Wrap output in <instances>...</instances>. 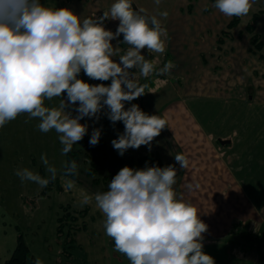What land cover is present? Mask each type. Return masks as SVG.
Here are the masks:
<instances>
[{
    "label": "rangeland",
    "instance_id": "374dc122",
    "mask_svg": "<svg viewBox=\"0 0 264 264\" xmlns=\"http://www.w3.org/2000/svg\"><path fill=\"white\" fill-rule=\"evenodd\" d=\"M214 1L161 0L157 6L154 0H132L134 10L144 9L147 15L157 16L168 33L163 54H150L146 48L141 53L157 70L169 61L174 68L166 75H157L154 71L147 78L138 69L131 71L145 93L126 104L125 109L136 104L145 113L166 119L167 126L149 145L129 148L123 158L150 154L157 156L162 166H173V155L170 156L172 152L168 150H172L174 143L179 144L181 149L176 147L178 150L174 153L183 150L189 167L184 168L182 181L176 175L173 188L177 197L196 206L199 218L207 225V231L202 233V250L218 264L216 260L222 254L226 255L228 247V262L222 264H237L240 257L228 246L233 243L228 240H234L235 235L230 233L237 229L246 233L247 228L254 230V225L259 226L260 236H256L262 237L264 245V65L258 54L247 51L250 35L246 31L251 16L264 10V0H255L246 16L231 18L216 9ZM88 6L95 8L91 4ZM164 11L168 12L167 18L159 15ZM235 18L236 27L231 29L228 25ZM108 24L107 28L104 24L106 30L115 29L119 21L108 19ZM254 25L262 42L259 54L264 55V17L261 16ZM115 39L112 45L116 42L118 47V38ZM82 73L83 70L79 79L95 85L94 79L89 82ZM179 95L187 97L186 109L195 118L189 112L185 113L191 117L179 118L173 108L169 110L170 117L166 118L167 109ZM62 99H67L66 94ZM59 103L58 97L45 100V106L50 108L58 107ZM76 107L78 103L65 111L74 117L78 115ZM103 114L106 115V106L96 117H85L80 121L88 126V132L77 144L90 138L94 129L100 130V138L104 140L115 137L116 124L103 122ZM38 123L37 119L29 120L27 114H21L0 128V264H6L10 259L18 237L28 249L26 264H32L31 260L35 262L36 258L43 264H131L124 254L114 250V241L105 234V217L96 208L94 199L88 205L79 206L83 194L94 197L100 193L89 186V179L84 174L79 175V183L76 182V187L71 190L65 189L60 175L44 188L22 182L15 175L17 169L28 168L47 176L40 159L42 154H46L49 163L57 169L66 162L65 155H61L63 146L58 134L55 130L39 131ZM198 123L206 134H201ZM207 133L211 136L207 137ZM219 140H230L231 143L220 146ZM161 145L164 152L154 153ZM196 184L198 188L192 191L188 188V185ZM248 195L251 201H246ZM66 205L72 211L88 210L84 218L77 215L76 223L83 222L86 227L76 230V243L72 245L69 258L61 254L62 246L56 237L57 219L64 216L61 208ZM232 207L237 211L234 212ZM222 210L230 212L229 219L237 217L232 225L228 220L220 221ZM223 235L229 239L226 241ZM238 239H235V245H238ZM207 246L209 252L205 251ZM256 256L261 263L263 249Z\"/></svg>",
    "mask_w": 264,
    "mask_h": 264
},
{
    "label": "clouds",
    "instance_id": "9594fccd",
    "mask_svg": "<svg viewBox=\"0 0 264 264\" xmlns=\"http://www.w3.org/2000/svg\"><path fill=\"white\" fill-rule=\"evenodd\" d=\"M255 0H215L214 7L223 15L244 17ZM159 6L161 0H154ZM168 17V12L159 14ZM118 20L115 33L106 30L104 20ZM123 34L129 47L124 54L111 41ZM168 33L157 16L144 9L134 10L132 0H115L99 19L81 21L68 8H50L40 0H0V128L27 114L37 119L39 131L55 130L61 155H67L74 144L88 132L81 124L85 118L96 117L106 106L108 119L122 121L125 129L113 147L123 155L129 148L149 145L167 126L166 119L149 115L138 105L125 109V102L142 96L131 69H138L147 78L154 71L166 75L174 68L169 61L156 69L141 50L163 54ZM119 56V63L113 60ZM83 70L90 79L108 81L105 86L91 85L78 76ZM66 94L67 99H62ZM60 98L58 107H46L45 100ZM76 116L65 108L77 105ZM26 123L28 121H25ZM100 130L94 129L89 140L98 144ZM41 163L47 176L28 168L17 169L22 182L46 187L60 175L64 187L71 190L78 176L76 161L64 162L60 169L49 163L46 154ZM180 168H188L189 160L176 154ZM177 169L174 166H152L143 169L123 167L108 184V190L93 196L83 194L79 206L90 204L104 215L105 234L114 241V250L124 254L131 264H215L203 252L202 233L207 225L199 218L192 203L177 197ZM199 185H188L191 190ZM34 264H43L39 258Z\"/></svg>",
    "mask_w": 264,
    "mask_h": 264
},
{
    "label": "trees",
    "instance_id": "16d2710c",
    "mask_svg": "<svg viewBox=\"0 0 264 264\" xmlns=\"http://www.w3.org/2000/svg\"><path fill=\"white\" fill-rule=\"evenodd\" d=\"M215 3V1H214ZM103 14H100L97 19L102 17ZM263 16L264 17V10H260L257 13H254L249 22L246 24V31L250 35L249 38V44L250 47L248 48V52L251 54H258L259 60L264 65V55L259 54L260 49L262 48V42L259 38V36L255 33V25L254 23L259 20V18ZM106 24V28L108 27V19L104 20L103 22ZM237 19L235 18L234 21H232L228 26L232 29L236 27ZM117 29H114V33ZM225 34V32H224ZM118 38V47L121 48V54H124L126 52L127 48L129 47L127 44L123 42V34H121ZM220 42H222L219 39ZM165 62V61H164ZM131 69L130 71H132ZM96 84L103 83L105 86H109L111 84V79L108 81H100V80H94ZM132 102V101H131ZM130 102H125V105ZM108 109L106 107V118L105 121L111 122L108 119ZM113 123V122H111ZM117 126V132L115 134V137L113 139L104 140L102 138L99 139V142L95 146H91L89 144L90 138H86L83 142L73 145L72 150L65 155L66 161H76L78 165V172L79 175L84 174V177L89 179L88 183L91 188H95L98 190V192L102 193L108 190V184L112 180V178L119 172L120 169H122L125 166L134 168V169H143L145 167H152V166H159L162 167V163L159 160V158L155 155H146L142 157H136L133 158L130 156V158H123V155H120L118 150H116L113 145L112 141L114 139H118L121 134L124 133L125 126L122 121L115 122ZM124 154H128L126 151ZM130 154V152H129ZM79 175L68 177L70 179L75 180V182L79 183ZM47 189H45V192ZM69 206L62 207L61 213H63L64 216L60 215L57 219V225H56V237L58 239V244L61 247V254L65 255V258H69L72 256V245L76 243L75 241V235L76 230H83L85 229V225L83 222L80 224H77L76 221L78 220L77 215H82L81 217H86L88 210L85 209L83 212L79 211H72ZM71 210V211H70ZM76 215V216H75ZM71 217V219H67ZM82 218V219H83ZM86 224V223H85ZM73 226L76 228L73 230ZM240 233V234H239ZM75 234V235H74ZM230 234H235L234 238H240V240L244 241H254L256 248L258 247L259 250L263 249L264 251V245L262 242V237L257 238L258 236L250 234L249 232H232ZM239 240V241H240ZM73 241V242H72ZM69 247V248H67ZM29 258V253L27 247L23 244L21 237H18L17 239V246L14 249L10 259L6 262V264H26ZM32 264H34V260H31Z\"/></svg>",
    "mask_w": 264,
    "mask_h": 264
},
{
    "label": "crops",
    "instance_id": "0c3cea01",
    "mask_svg": "<svg viewBox=\"0 0 264 264\" xmlns=\"http://www.w3.org/2000/svg\"><path fill=\"white\" fill-rule=\"evenodd\" d=\"M114 2H115V0H40V3H42V5H44V6L47 5L50 8H68V9L72 10L77 16H79V18L81 19V21L83 19H85V18H95V19H97L100 14H103L104 11H108L110 9L111 5ZM90 4L92 6H94L95 8H90L89 9L88 8L89 7L88 5H90ZM115 29H117V28H115ZM110 31H112L114 33V29H111ZM111 43H112V41H111ZM115 44H116V42H115ZM115 44L113 45L114 48L117 47V44H116V46H115ZM113 60L119 63L118 56H114L113 57ZM82 75H83V77L85 79H88L89 82L92 81L84 73H82ZM95 85H98V84L95 83ZM186 100H187V97H184V96L179 95L178 100L173 103L172 107H169L170 109L169 108L167 109V111H166V113H167L166 118L170 117V115H168V114H170L169 110H171V108H173V110L174 109L176 110L175 115L177 117H179V118L182 117V118H186L187 119V118H189L191 116L194 117L193 113L190 112V110H187L188 107L185 105V101ZM177 104H183V105H177ZM180 107H182L184 110H181ZM179 112H180L181 116L179 115ZM185 112H189L191 116H189L188 113H185ZM172 117H174V116H172ZM102 118H103L102 119L103 122L106 123V121H105L106 115L103 114L102 115ZM108 124H114V123L109 122ZM198 129L200 130L201 134H206V132L200 126L199 123H198ZM206 136L207 137L208 136H211V134H208L207 133ZM221 141H225V140H221ZM217 143H218V141H217ZM230 143H231V141H230ZM228 145H230V144H225L223 146H228ZM162 146L163 145L157 146L156 151H153V152L156 153V154H162V152H164V149L162 148ZM173 146L174 147L172 148V150H168L167 149L168 151H171L172 152L171 154H169V152H167V151L166 152L170 156L173 155L172 156L173 157V163L172 164H173V166L175 168H177L179 170V171H177V175H178V178L180 176V181H182L183 180V176H184V168H180V166H179L178 163H177V165L175 164L176 163V161H175V155L176 154L174 153L177 148H180L181 149V147L179 146V144H175V143H174ZM130 152H132V151H130ZM179 154L185 155V153L183 152V150H180L179 151ZM195 156H196V154H195ZM138 157H140V156H138ZM222 162L225 163V165H227L226 162H225V160L223 158H222ZM163 167H166V166H163ZM234 178H236V177L234 176ZM236 180L238 181L237 178H236ZM237 183H239V182H237ZM191 191H192V189H191ZM248 199L249 200L251 199V197H249V195L246 196V201ZM232 210L234 212L237 211L236 207H232ZM220 215H221V217H220V221L221 222H223L224 220H228V221H230V224L231 225L234 223V220L237 218V217H235V218L232 217L231 219H229L230 218V212L229 211L227 212L226 210L220 211ZM240 222H241V220H240ZM233 226H236V225H233ZM253 227H254V230L251 227L249 229L247 228V231L246 232H249V233H251L253 235L260 236L257 231L260 232L261 228H259V226L256 227V225H254ZM237 231H240V230L237 229ZM227 236H229V235H227ZM222 237L226 241L229 239V238L225 237V235H223ZM235 239L234 240H232V239L228 240V241L233 242V243H228V246H230L233 250L235 249V253L237 255H239L240 259H237L238 260L237 264H263L264 263V259L263 260H260L261 263H259V259L256 256V253L259 251V248L258 247L256 248L257 245H255L254 241H251V242L250 241H244V240H240L239 241V239H238V245H235ZM207 240H209V239H207ZM225 245H226V243H225ZM206 250L209 252V250H210L209 246L206 247L205 251ZM228 251H229V248L227 247L226 255H224V254H222V256L219 255L220 256L219 257V260H216V263H218V264H222L223 262L227 263L228 262V260H227Z\"/></svg>",
    "mask_w": 264,
    "mask_h": 264
},
{
    "label": "water",
    "instance_id": "95a60500",
    "mask_svg": "<svg viewBox=\"0 0 264 264\" xmlns=\"http://www.w3.org/2000/svg\"><path fill=\"white\" fill-rule=\"evenodd\" d=\"M218 143H219L221 146H223V145H225V144H230V141H229V140H227V141H221V140H219Z\"/></svg>",
    "mask_w": 264,
    "mask_h": 264
}]
</instances>
